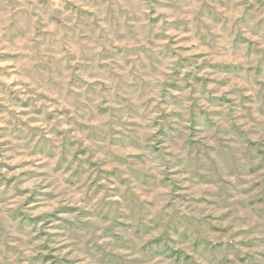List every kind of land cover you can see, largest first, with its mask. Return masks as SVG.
<instances>
[{
  "label": "rangeland",
  "instance_id": "obj_1",
  "mask_svg": "<svg viewBox=\"0 0 264 264\" xmlns=\"http://www.w3.org/2000/svg\"><path fill=\"white\" fill-rule=\"evenodd\" d=\"M0 264H264V0H0Z\"/></svg>",
  "mask_w": 264,
  "mask_h": 264
}]
</instances>
